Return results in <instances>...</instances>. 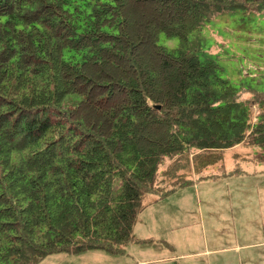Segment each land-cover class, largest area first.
I'll list each match as a JSON object with an SVG mask.
<instances>
[{"label":"trees","instance_id":"obj_1","mask_svg":"<svg viewBox=\"0 0 264 264\" xmlns=\"http://www.w3.org/2000/svg\"><path fill=\"white\" fill-rule=\"evenodd\" d=\"M236 10L264 0H0V264L169 246L133 238L146 205L264 166V89L222 78L201 36Z\"/></svg>","mask_w":264,"mask_h":264},{"label":"rangeland","instance_id":"obj_2","mask_svg":"<svg viewBox=\"0 0 264 264\" xmlns=\"http://www.w3.org/2000/svg\"><path fill=\"white\" fill-rule=\"evenodd\" d=\"M201 36L206 49L217 60L222 78L236 88L249 84L264 89V12L236 10L219 15L203 28ZM158 43L175 48L178 39L160 33ZM65 102L69 104L68 98ZM235 152L245 157L250 149L240 144L226 149L222 160L226 171L235 166ZM239 162L243 174L217 180L200 179L194 171L190 172L194 183L184 187L188 195L184 196L187 216L179 233L191 238L187 252L192 255L182 259V264H241L242 258L243 264H247V255L250 262L254 259L257 264H264V166L243 159ZM211 170L215 172L216 166ZM177 249L180 253L179 246ZM93 250L103 253L101 264H117L112 260L117 254ZM74 257L52 253L37 264H77Z\"/></svg>","mask_w":264,"mask_h":264},{"label":"crops","instance_id":"obj_3","mask_svg":"<svg viewBox=\"0 0 264 264\" xmlns=\"http://www.w3.org/2000/svg\"><path fill=\"white\" fill-rule=\"evenodd\" d=\"M243 173L244 172L241 174ZM227 175L229 174L224 176ZM220 177L208 179L217 180ZM184 196L188 197L187 191L182 187L162 198L152 201L139 213L133 227L132 235L134 239L150 238L155 241H165L169 246L140 245L135 241H131L125 245L126 248L124 247V251L114 255L116 257L112 260L117 264H182V259L192 255V253L187 252V248L191 244V238H189L188 235L185 236L184 233H179L182 232L179 229L180 225L187 216V210L184 206ZM151 199H153V197L149 196L148 200ZM263 224L264 221L262 222V234L264 237ZM262 242L264 243V239ZM178 246L180 253H177ZM237 247H239V245ZM97 252V250L92 249L78 254H65L76 256L73 260L77 262V264H101L104 255L103 253ZM246 260L247 264H257L254 259L250 262L248 255L246 256ZM240 262L243 264V258L240 259Z\"/></svg>","mask_w":264,"mask_h":264}]
</instances>
